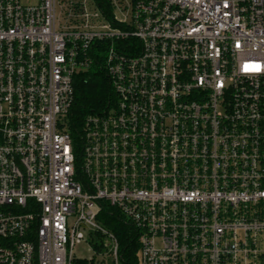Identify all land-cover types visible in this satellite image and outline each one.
I'll return each instance as SVG.
<instances>
[{
    "label": "built area",
    "instance_id": "obj_1",
    "mask_svg": "<svg viewBox=\"0 0 264 264\" xmlns=\"http://www.w3.org/2000/svg\"><path fill=\"white\" fill-rule=\"evenodd\" d=\"M116 100L68 129L98 56ZM264 264V0H0V264ZM100 242V240H99Z\"/></svg>",
    "mask_w": 264,
    "mask_h": 264
},
{
    "label": "trees",
    "instance_id": "obj_2",
    "mask_svg": "<svg viewBox=\"0 0 264 264\" xmlns=\"http://www.w3.org/2000/svg\"><path fill=\"white\" fill-rule=\"evenodd\" d=\"M96 64L89 71L74 78L75 97L69 111L68 129L73 137L78 158L82 150L83 127L89 115L101 114L116 100L111 79L103 63V56H98ZM103 226L116 237L119 250V264H141L140 235L138 229L128 221L116 208L104 205L99 216ZM100 243L94 244L95 251H104V239L99 237ZM74 264H95L94 259H76Z\"/></svg>",
    "mask_w": 264,
    "mask_h": 264
},
{
    "label": "rangeland",
    "instance_id": "obj_3",
    "mask_svg": "<svg viewBox=\"0 0 264 264\" xmlns=\"http://www.w3.org/2000/svg\"><path fill=\"white\" fill-rule=\"evenodd\" d=\"M99 243V240H97L95 244ZM104 253L96 254L88 243H83L75 249V255L78 259H94L95 264H114V260Z\"/></svg>",
    "mask_w": 264,
    "mask_h": 264
}]
</instances>
